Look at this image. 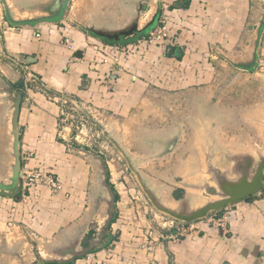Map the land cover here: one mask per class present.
<instances>
[{"label": "crops", "instance_id": "obj_1", "mask_svg": "<svg viewBox=\"0 0 264 264\" xmlns=\"http://www.w3.org/2000/svg\"><path fill=\"white\" fill-rule=\"evenodd\" d=\"M8 1L16 19L43 15L40 10L47 8L46 2L32 7L27 0ZM164 6L171 20L168 35L176 42L172 47L154 45L147 51L137 40L115 43L86 31L123 28L139 11V28L155 17L150 30ZM73 15L72 24L62 16L55 23L12 26L1 36L0 182L10 184L12 176L13 96L19 102L22 177L0 194V264H264V190L181 231L161 229L157 221L144 223L142 218V228L138 223L123 227L115 219L107 234L116 239L103 246L99 236L112 216L108 210L121 214V193L110 179L107 162L77 146L70 129L59 123L60 99L67 97L97 112L114 142L127 127H140L150 89L201 88L209 92L211 102L216 66L255 69L259 50L264 51V0H75ZM65 38L72 48L64 44ZM114 45L139 51L113 55ZM103 46L109 57L101 52ZM37 168L59 180L56 192L43 185L30 194L24 190V173ZM197 174L187 175L194 184L199 183ZM107 182L118 194L117 201ZM182 188L165 197L168 204L187 193ZM188 194L198 196L194 190ZM214 215H227V232L211 225ZM90 231L94 233L88 240Z\"/></svg>", "mask_w": 264, "mask_h": 264}, {"label": "rangeland", "instance_id": "obj_2", "mask_svg": "<svg viewBox=\"0 0 264 264\" xmlns=\"http://www.w3.org/2000/svg\"><path fill=\"white\" fill-rule=\"evenodd\" d=\"M74 1L67 0L63 13L66 23H73ZM25 2L32 7H40L43 2L48 4L53 0ZM146 21L142 20L141 25ZM153 29L148 30L146 36L137 37V42L143 43V38ZM149 48L146 46L142 49L148 51ZM133 51L138 52L139 49L129 47L126 54H133ZM258 54L259 65L253 71H240L222 65L215 67L213 82L209 87L211 102H208L209 92L201 88L182 91L160 87L150 89L149 102L143 105L138 119L140 127L133 130L127 127L124 135L115 143L112 135L102 127L103 120L99 114L83 106L97 124V131L101 134L99 143H110L106 157L102 158L109 160L110 179L121 193L120 205H117L122 210L121 214L118 210H108L110 214H116V219L120 220L118 224L124 227L138 223L142 228L141 218L144 223L148 220L156 225L155 218L164 215L153 207L133 169L140 173L151 191L162 196V202L168 203L165 199L174 195L173 190L194 183L187 176L189 171L193 175L198 173L196 177L199 183L206 180L204 161L207 152L210 151L214 162L224 158L225 153L255 155L256 149L264 153V51L261 49ZM88 152L100 156L98 149ZM111 158L115 160L114 163L110 162ZM194 191L198 195L193 197L196 204L212 199L204 191ZM104 217L106 214L101 219Z\"/></svg>", "mask_w": 264, "mask_h": 264}, {"label": "water", "instance_id": "obj_3", "mask_svg": "<svg viewBox=\"0 0 264 264\" xmlns=\"http://www.w3.org/2000/svg\"><path fill=\"white\" fill-rule=\"evenodd\" d=\"M6 20L9 25L14 27L31 26L40 23H55L61 19L66 8L67 0H53L46 4L45 10H40L43 15L35 17L16 19L12 14L7 0H2ZM51 3V4H50ZM50 5V6H49ZM141 12L139 11L132 22L117 30H101L86 28V31L93 36L105 40L121 43L136 40L153 25L155 17L144 27L139 28ZM80 54L78 53V55ZM11 102V156L13 163L10 165L12 176L9 178L10 184L0 182V194H4V189H9L15 184L20 183L21 162L19 157V134L17 130V119L19 112L18 98L15 96L9 99ZM256 154L248 153H225L219 162H214L210 151L205 155V176L206 180L202 183H188L183 190H187L184 196L171 205L162 202V199L149 189L139 172L133 169L137 179L149 198L153 207L159 212L183 223H193L208 217L212 212L221 211L229 206L249 200L257 193L264 190V153L256 149ZM129 163V167H130ZM188 190L204 191L212 199L196 204L193 196L188 194ZM159 226V225H158Z\"/></svg>", "mask_w": 264, "mask_h": 264}, {"label": "built area", "instance_id": "obj_4", "mask_svg": "<svg viewBox=\"0 0 264 264\" xmlns=\"http://www.w3.org/2000/svg\"><path fill=\"white\" fill-rule=\"evenodd\" d=\"M172 2L176 1H183V0H171ZM164 6L162 8L160 17L158 19V26H156L153 30H151L146 38H143V43L138 41V45H146V46H164V47H172L175 46L176 42L175 39L168 35L169 31V22L171 21L166 14L168 8ZM2 9V10H1ZM3 8L0 3V40L3 32L5 30H12V26L10 28L9 23L6 20L5 14L2 13ZM37 38L40 37L39 34L36 35ZM64 44L69 48H72L73 44L69 40V38L64 39ZM111 54L116 55L119 52L126 53L129 51V48L123 45H114L111 46ZM101 52L103 53L104 57H109L106 54L105 47H101ZM111 56V55H110ZM116 58V56H115ZM13 61V60H12ZM17 62V61H16ZM15 63V62H14ZM18 63V62H17ZM29 78H33L32 75L27 74ZM60 117L59 123L60 126L67 127L73 134V141L74 143L81 147L82 149H87L92 151L94 149H98V153L100 154L99 157H106L108 153V149L110 148V143L108 141L99 143L101 138V134L97 131V124L94 122L93 119L90 118V114L87 110L81 106L76 101H73L67 97H62L60 99ZM109 144V147L108 145ZM104 159V158H103ZM111 163H114V159H110ZM108 166L111 168L109 160H105ZM46 186L50 188L52 192H56L59 188V180L54 177L53 175L47 174L42 171V169L37 168L35 170H31L25 172L23 175V187L24 190L27 192H31L32 190L38 188L39 186ZM156 221L161 229H168V230H183L185 225L188 223H183L178 220H175L167 215L161 216L159 219L156 217ZM210 223L213 227L217 229H221L224 232H227V224H228V217L227 215L220 217H216V215L210 217ZM186 237V236H185Z\"/></svg>", "mask_w": 264, "mask_h": 264}, {"label": "trees", "instance_id": "obj_5", "mask_svg": "<svg viewBox=\"0 0 264 264\" xmlns=\"http://www.w3.org/2000/svg\"><path fill=\"white\" fill-rule=\"evenodd\" d=\"M183 5H184V7H187V3H185ZM107 184L109 185L110 190L114 193V196H115L116 201H117V199L119 197L118 194L115 192L114 188L109 184V182H107ZM115 219H116V214L113 213L112 216L110 217V219L106 222V224L103 228V231L101 232L102 234L100 235V237H101V241H103V246L108 245L112 240L116 239V238H114V236L107 234L109 226L111 225V223H113L115 221ZM93 233L94 232H92V231L89 232L88 238H87L88 240H90L93 237ZM92 250H95V248H93ZM72 261L71 262L49 261L47 263L48 264H72Z\"/></svg>", "mask_w": 264, "mask_h": 264}, {"label": "flooded vegetation", "instance_id": "obj_6", "mask_svg": "<svg viewBox=\"0 0 264 264\" xmlns=\"http://www.w3.org/2000/svg\"><path fill=\"white\" fill-rule=\"evenodd\" d=\"M124 39V36L122 37V39H121V41ZM258 58V57H257ZM259 65V61H258V59H257V61H256V65H255V69L257 68V66ZM254 69V70H255ZM11 189V188H10ZM7 190H9V189H4L2 192L4 193V194H6L7 193ZM14 190V189H13ZM16 197V196H15Z\"/></svg>", "mask_w": 264, "mask_h": 264}]
</instances>
